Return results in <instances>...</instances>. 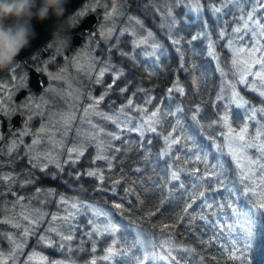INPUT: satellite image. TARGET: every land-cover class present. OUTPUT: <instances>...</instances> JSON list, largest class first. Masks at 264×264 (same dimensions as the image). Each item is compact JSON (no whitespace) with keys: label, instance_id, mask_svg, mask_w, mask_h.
<instances>
[{"label":"rangeland","instance_id":"374dc122","mask_svg":"<svg viewBox=\"0 0 264 264\" xmlns=\"http://www.w3.org/2000/svg\"><path fill=\"white\" fill-rule=\"evenodd\" d=\"M208 2L214 18L224 16L231 7L232 13L228 12L222 27L219 25L220 21L217 23L220 26L217 33L219 40L231 54L232 62L237 61L233 65L240 81L244 68L240 61L249 60V53L255 47L260 48L256 58L264 57V36L261 35L264 32V11L262 18L257 15L264 4H258L261 0ZM178 7L184 8L185 13L194 18L201 19V0H88L77 11V19L91 12L97 16L98 22L87 32L84 41L80 45H74L69 53H55L46 47L48 55L44 54L45 58L39 56L41 60L37 62L35 69L38 76L45 81L42 87V82L38 79L41 86L39 94L16 104L13 96L16 93L17 77H10L7 82L0 83V114L9 119L14 111H18L24 117V123L16 131L19 135L14 132L0 149V264H70L59 259L50 260L41 252L33 251L27 238L37 232L44 245H55V253L59 256L63 247L69 246L73 234L79 232L84 237L106 242L107 250L101 252L102 257H118L122 261L130 262L135 260L137 264H172L168 253H173L174 249L169 244H163V249H156L139 230L114 225L101 208L83 203L75 197H59L57 205L53 206L52 190L34 186L28 169L23 170L24 180H21L11 168L16 165L17 157L22 155L32 161L31 164L28 163L30 170L41 174L51 167L70 169L90 148L94 150V159L101 161L105 158V139L119 138L122 131L140 135L154 132L156 114L146 113V107L130 106L131 96L126 102L120 103L115 95L108 104L103 105L106 95H110V92H106L113 89L115 81L122 75V68L111 61L106 50L108 46L114 47L111 40L115 36L118 44L120 37L126 35L130 39L131 50H139L143 60L145 57H153L158 50L156 33L169 36L171 25L176 19L174 12ZM230 23L232 31L227 33V25ZM204 28L207 29L208 26L204 24ZM210 39L208 55L213 58L217 70H220L215 45ZM260 70L261 65L252 66V73ZM228 78L220 75L213 104L216 103L219 108L220 120L225 128L224 144L228 153L241 175L250 176L249 179L243 178L242 184H246V193L249 192L254 199L261 198L264 168L260 165H264V155L258 147L247 145L264 144V111L248 106L249 103L241 98ZM106 81L107 84L104 85ZM241 84L248 86L249 91L264 99L260 95L264 91V81L258 77L249 74ZM96 88H101L98 94ZM234 93L238 94L236 100L242 106L234 102ZM159 105L157 103L156 106ZM127 106L131 108L129 112L126 111ZM203 113L208 117L212 116V111ZM211 122L213 123L212 119L208 124L203 120V126L213 125ZM177 126L175 123L171 132L162 138L164 157L177 141L173 138V129ZM245 126V140L240 141L238 134ZM195 131L199 135L196 127ZM215 157V160L209 162L210 165L219 162L221 155L216 153ZM254 158L259 164L250 165L249 160ZM240 165L244 167L241 168ZM249 167L252 172L248 171ZM90 173H94L90 177H99L98 171L92 169ZM5 190L9 195L5 194ZM225 201L226 207L222 200L218 201L217 207L213 206L214 201H211V205L204 201L207 208L212 209L213 222L237 232L245 231L247 235L251 224L248 207L238 210L237 206L229 204L228 213L227 199ZM258 202L261 200L256 202L257 205ZM204 219L211 223L210 218L205 216ZM84 221L86 224L80 225ZM67 237L70 239H66ZM55 239H59V242L56 243ZM28 248L31 250L28 251ZM109 248L113 249V253L108 252Z\"/></svg>","mask_w":264,"mask_h":264},{"label":"trees","instance_id":"16d2710c","mask_svg":"<svg viewBox=\"0 0 264 264\" xmlns=\"http://www.w3.org/2000/svg\"><path fill=\"white\" fill-rule=\"evenodd\" d=\"M201 2V19L178 7L169 36L156 33L158 50L151 58L143 60L139 50L132 51L126 35L120 37L118 44L115 36L111 40L114 47H107L111 61L122 68V75L106 92L110 95H106L103 105L115 95L120 103L131 96L130 106L146 107V113L156 114L154 132L140 135L122 131L119 138L105 139V158L101 161L94 159L90 148L70 169L51 167L41 174L31 171L28 163L32 161L22 155L11 169L17 175L28 169L34 186L52 190L53 206L59 197H75L101 208L114 225L139 230L156 249L169 244L174 249L168 253L172 264H264V209L259 207L264 199H254L246 193L243 176L224 144L225 128L219 108L213 104L221 74L229 77L248 106L262 111L264 99L240 83L231 54L219 40L217 31L228 12L232 13L231 7L224 16L214 18L208 0ZM262 3L264 0L258 2ZM263 11L264 5L257 14L260 18ZM230 31L231 23L227 25V33ZM209 39L214 42L220 70L208 55ZM95 90L98 94L101 88ZM130 106L126 111L131 110ZM205 111H212V116L208 117ZM210 119L213 125L203 126V120L208 124ZM175 123L178 126L173 129V138L177 141L164 157L162 138ZM216 153L221 155L219 162L210 165ZM92 169L98 171L99 177L89 176ZM216 199L225 202V207L227 199L228 213L229 204L238 210L248 207L251 224L247 235L213 222L207 203L214 201L213 206L217 207ZM205 216L210 218V224ZM85 224L84 221L80 225ZM73 236L60 256L55 253V245L47 247L41 242L38 232L28 236L27 243L50 260L70 264H137L118 257L104 259V240L84 237L79 232Z\"/></svg>","mask_w":264,"mask_h":264},{"label":"clouds","instance_id":"9594fccd","mask_svg":"<svg viewBox=\"0 0 264 264\" xmlns=\"http://www.w3.org/2000/svg\"><path fill=\"white\" fill-rule=\"evenodd\" d=\"M67 3L68 0H0V71L15 67L21 50L30 45L35 36L33 18L43 21L51 13L58 21L46 47L62 53L71 46V33L79 21L77 12L61 19Z\"/></svg>","mask_w":264,"mask_h":264},{"label":"flooded vegetation","instance_id":"af4514ba","mask_svg":"<svg viewBox=\"0 0 264 264\" xmlns=\"http://www.w3.org/2000/svg\"><path fill=\"white\" fill-rule=\"evenodd\" d=\"M87 1L88 0H84L83 3L73 13L77 12ZM92 14L93 13L89 12V13H86L82 18H79L78 19V21H79L78 26L81 24V22L84 18H86L87 16L92 15ZM92 29H93V27L89 30L79 31L77 33V35L80 36V38H81L80 41H84L85 35L87 34L88 31H91ZM71 35H72V37L74 36L73 33H71ZM50 40L51 39L45 41L43 44H41L39 46L35 45V46L30 47L29 49L21 50L20 54H22V55L24 53H26V54L21 56V57L16 58L18 63L15 65V67H13L11 69L0 71V83L7 82L8 80H10L9 79L10 77L11 78L13 76L17 77L15 79V81L17 82V85L15 86L16 87V90H15L16 93L13 96L14 102L16 104L20 103L21 101H24L26 98H28L30 96H34V95H37L40 93V91L36 92L32 88L30 73H31V71H35L37 73V71L35 69L37 67V62H39V60H41V58L39 56L45 58V56H43V55L47 54V52H49V51L46 52V46ZM73 49H74V44L72 41L71 46L68 49H66L64 51V53H67V52L69 53V51H72ZM39 79L42 82V87H43V84H45V81L43 80V78L41 79L40 76H39ZM25 82H26V86L24 87ZM1 86L2 85H0V87ZM0 100H1V94H0ZM15 118H17V120ZM23 123H24L23 114L19 113L18 111L17 112L14 111V114L9 119H8V117H5V116L0 114V124H1L0 149L5 146V143H7V141L10 140V138L13 136V133L18 131L19 130L18 128H21ZM16 134H18V132H16ZM18 178L23 180L24 175L19 173ZM25 178L27 179L28 177H25Z\"/></svg>","mask_w":264,"mask_h":264},{"label":"water","instance_id":"95a60500","mask_svg":"<svg viewBox=\"0 0 264 264\" xmlns=\"http://www.w3.org/2000/svg\"><path fill=\"white\" fill-rule=\"evenodd\" d=\"M84 0H68V3L65 5V13H64V17H62L61 19H65L67 18L68 15H70L76 8H78ZM96 17L95 15H89L86 18L83 19V21L81 22V24L75 28L74 30H72V33L74 34V36L72 37V41L74 45H80L81 43V38L80 36L76 35V33L78 31L81 30H87L90 29L91 27H93V25L96 23ZM32 26H33V30L35 32V36L34 38L31 39L30 41V45L25 48V49H29L32 46H39L41 45L43 42L49 40L52 38V32L56 26V24L58 23L57 19L55 16H52L51 13L49 15V18L43 21L37 20L36 18H33V20L31 21ZM26 53H24L23 55H25ZM22 54H19L17 56L21 57L23 56ZM30 78H31V85L32 88L36 91L39 92L41 90V86L38 82L39 76L35 71H31L30 73ZM17 120V118H15Z\"/></svg>","mask_w":264,"mask_h":264},{"label":"snow or ice","instance_id":"6c2138e0","mask_svg":"<svg viewBox=\"0 0 264 264\" xmlns=\"http://www.w3.org/2000/svg\"><path fill=\"white\" fill-rule=\"evenodd\" d=\"M229 2H231V0H229ZM249 19H251V15L249 16ZM245 27H247V25L245 24ZM264 27V26H262ZM236 31H239V29H236ZM261 35L264 36V32H261ZM258 43V42H257ZM241 52L243 51V49L240 50ZM260 51V48L259 47H255L250 53H249V60H245V61H240V63H242L244 65V68H243V71L241 73V76H240V83H244L245 82V78L247 75L251 74V75H254L256 77H258L261 81H264V57H261L259 59L256 58V53ZM237 61L234 60L233 61V64H236ZM254 64H259L261 65V70L258 71V72H255V73H252V66ZM101 75H103V73H101ZM238 94L234 93V102L238 103V106H242L239 104V102L236 100V96ZM261 96H264V91H262L260 93ZM102 99V97H101ZM264 111V110H262ZM247 131V126H245L244 128L241 129V133L238 134V139L240 141H244L245 140V135L244 133H246ZM259 137V133L257 134V138ZM247 147H258V150L261 152L262 155H264V144H260V145H255V144H248ZM249 164L250 165H255V164H259V161L258 160H249ZM241 168H243L244 166L243 165H240ZM261 168H264V165H260ZM249 172H252V169L251 167H249L248 169ZM89 175H94V173H89ZM254 175V173H253ZM173 178L175 179L176 176L175 174H173ZM244 179H249L250 176L248 174H245ZM262 179V182H264V177L261 178ZM262 199H264V196H262ZM259 207L261 209H264V203H261L259 205ZM66 239H70V237H67ZM108 252L111 254L113 253V249L112 248H109L108 249ZM110 257L109 256H105L104 259H109ZM233 259H235L236 257L233 256L232 257ZM94 264V262H93Z\"/></svg>","mask_w":264,"mask_h":264},{"label":"bare ground","instance_id":"6f19581e","mask_svg":"<svg viewBox=\"0 0 264 264\" xmlns=\"http://www.w3.org/2000/svg\"><path fill=\"white\" fill-rule=\"evenodd\" d=\"M76 9H77V8H76ZM76 9H75V10H76ZM75 10H74V11H75ZM74 11H73V12H74ZM95 17H96V19H97V16H96V15H95ZM43 43H44V42H43ZM43 43H42V44H43Z\"/></svg>","mask_w":264,"mask_h":264}]
</instances>
